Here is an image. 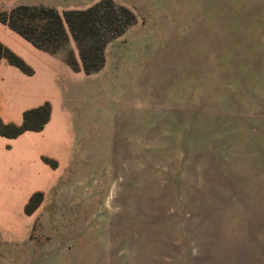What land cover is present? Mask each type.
Masks as SVG:
<instances>
[{
    "label": "rangeland",
    "instance_id": "obj_1",
    "mask_svg": "<svg viewBox=\"0 0 264 264\" xmlns=\"http://www.w3.org/2000/svg\"><path fill=\"white\" fill-rule=\"evenodd\" d=\"M103 1L128 13L90 73L0 21L27 66L0 62V264H264V0L0 14Z\"/></svg>",
    "mask_w": 264,
    "mask_h": 264
},
{
    "label": "trees",
    "instance_id": "obj_2",
    "mask_svg": "<svg viewBox=\"0 0 264 264\" xmlns=\"http://www.w3.org/2000/svg\"><path fill=\"white\" fill-rule=\"evenodd\" d=\"M108 5L103 1L85 10H69L62 13L42 5H21L10 12L1 13L0 21L8 24L37 48L49 52H56L71 34L80 49L83 68L90 73L104 63L103 50L108 39L103 40V34L115 30L119 18L127 17L128 10L114 6L109 8ZM124 28L125 26L121 25L119 31L123 32ZM95 57L98 58L97 63L90 66L88 63ZM2 60L27 71L23 59L0 42V62ZM49 116V105L26 111L23 124L15 127L10 136L27 129H41Z\"/></svg>",
    "mask_w": 264,
    "mask_h": 264
}]
</instances>
